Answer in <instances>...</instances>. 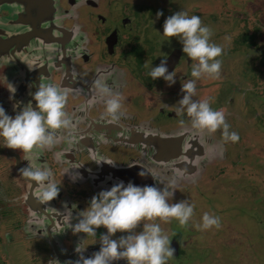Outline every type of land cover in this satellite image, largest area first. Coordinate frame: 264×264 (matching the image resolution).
<instances>
[{
    "label": "flooded vegetation",
    "instance_id": "obj_1",
    "mask_svg": "<svg viewBox=\"0 0 264 264\" xmlns=\"http://www.w3.org/2000/svg\"><path fill=\"white\" fill-rule=\"evenodd\" d=\"M51 1L57 7V14L30 16L26 18L29 23L22 25L18 21L14 23L18 18L7 8H0V106L13 115V103L31 100V92L36 90L39 80L54 84L66 92L64 110L75 125L74 140L67 143V130L58 129L57 140L51 147L33 150L39 154L34 163L49 169V181L59 188L57 196L44 204L35 195L40 191L41 183L23 177L17 171L27 164L22 160L25 154L19 149L0 146V263L19 264L21 260L25 264L26 260L27 264H68L78 258L73 249L81 238L83 255L91 256L99 248L100 233L106 229L103 226L97 228L95 237L73 234L67 228V222L75 223L90 197L118 180L157 188L168 187V181L173 180V196L168 198L169 203L185 199L189 203L196 196L203 199L197 207L193 205L192 216L183 227L175 219L163 222L156 218L154 221L168 234L174 249V257L166 264L233 263L229 258H226L229 262L223 258L226 250L222 248L238 243L233 237L228 239L227 235L245 233L241 231L243 228L238 229L228 220L225 223L221 211L223 201L219 198L225 192L234 191H218L212 183L228 162L232 167L237 166L239 155L233 159L235 165L232 158H227L230 148L247 144L241 142L244 133L233 130V125L239 121L235 120V110L239 108L243 113V107L247 105L236 104L239 98L242 99L240 94L251 90L232 86L235 83L226 78L227 67L236 57L233 52L227 51L217 57L221 61L217 78L203 74L193 78L189 71L194 61L181 52L175 37L168 38L160 33L165 17L180 10L188 15H198L201 23L211 30L212 8L207 2L210 0L195 2L191 7L187 6L190 0H47ZM158 10L161 12L159 17L156 16ZM29 26L30 34L36 37L5 40L10 35L5 33L20 32ZM213 33L218 34L214 30ZM209 39L211 41V36ZM164 56L167 70L174 73L175 83L170 86L162 78L152 80L147 75L149 67L158 64ZM249 70L245 72L246 76L259 78V69L252 65ZM97 79L122 97L123 115L117 121H111L104 113L106 97L91 87ZM187 80L195 81L193 99L207 100L209 106L217 101L214 110L224 114L229 131L238 134L237 141L224 142L219 128L212 133L197 132L187 116L175 114L176 102L183 94L180 85ZM9 83L16 89L12 100L7 89ZM234 102V106H229ZM32 103L35 106V102ZM249 111L253 110L249 109L247 113ZM181 119L183 124L179 123ZM252 121L255 128L260 126H257L258 119L252 118ZM263 127L264 124L259 128L264 131ZM258 133L263 135L259 130ZM247 145L251 146L250 151L255 147L253 142ZM174 154L175 157L170 159ZM98 155L113 163L97 165L91 160ZM216 158L222 162L215 163ZM142 166L154 173L159 182L146 170L143 177L139 176L137 173ZM77 173L79 178L73 182L70 177ZM230 175L225 178L226 182L221 179L218 183H228V178L229 181L234 178ZM205 191L216 195L208 200ZM204 212L224 215L222 222L219 218V228L198 230L192 226L200 223ZM119 235L121 233L117 232L113 238ZM210 241L215 244V250L211 249ZM9 246L14 253L9 252ZM255 249L251 259L247 254H241L246 264H259L260 251ZM21 252L28 257L25 255L22 259ZM113 264H125V261H114ZM238 264H244V260Z\"/></svg>",
    "mask_w": 264,
    "mask_h": 264
},
{
    "label": "clouds",
    "instance_id": "obj_2",
    "mask_svg": "<svg viewBox=\"0 0 264 264\" xmlns=\"http://www.w3.org/2000/svg\"><path fill=\"white\" fill-rule=\"evenodd\" d=\"M160 15L161 12L158 10L156 16ZM160 33L168 38L175 37L181 45V52L194 61L189 71L191 77L200 78L203 74L215 79L219 76L221 61L217 57L221 55L222 48L210 41L211 30L201 23L198 15H188L183 10L173 12L165 17ZM26 64L28 65L27 62ZM28 67L32 68L29 65ZM147 75L152 80L162 78L169 86L175 83L173 71L167 70L166 56L155 66H150ZM91 87L100 96L106 97L104 113L111 121H117L123 115L120 94L113 93L99 79L94 80ZM35 88L36 90L31 92V100L27 103L18 100L13 103V115L7 114L4 107L0 106V146L19 149L25 154L22 160L27 161V164L17 171L25 178L41 183L40 191L35 195L36 199L44 204L57 196L59 188L49 181L50 170L34 163L39 154L33 150L51 147L57 140L58 129L67 130L65 140L71 144L74 140L75 125L64 110L66 103L64 90L40 80ZM7 89L9 99L12 100L16 89L11 83ZM195 91L194 80L181 83L180 92L183 94L176 102L178 106L174 109L175 114L180 116L183 113L187 116L191 127L197 132L206 130L212 133L219 128L224 142L237 141L238 134L229 131L224 114L220 110L212 109L207 100L193 99ZM32 101L35 102V106ZM183 122V119L179 121L181 124ZM91 161L97 165L101 162L113 163L99 155ZM145 170L158 181L155 174L143 166L137 174L143 177L146 174ZM78 178L79 173L70 177L73 182ZM46 181L48 182L44 183ZM174 183L173 180H169L168 187L157 188L149 184L137 185L131 180L127 183L118 180L109 188L93 194L87 206L79 212L76 222H67V228H70L73 234L84 233L93 237L97 235L96 229L101 226L106 231L100 233L99 248L93 251L91 256L83 255L81 238L73 249L78 258L68 261V264H113L119 260H124L125 264H166L167 260L174 257V249L170 246L168 234L154 221L156 218L163 222L175 219L183 227L193 213V205L186 199L175 203L168 202V198L173 196ZM192 226L198 230L219 228V217L204 212L200 217V223H193ZM117 232L121 235L113 238Z\"/></svg>",
    "mask_w": 264,
    "mask_h": 264
},
{
    "label": "rangeland",
    "instance_id": "obj_3",
    "mask_svg": "<svg viewBox=\"0 0 264 264\" xmlns=\"http://www.w3.org/2000/svg\"><path fill=\"white\" fill-rule=\"evenodd\" d=\"M198 1L201 0H190L187 6L191 7ZM207 2L210 3L212 8V19L210 22L211 42L221 46V54L231 51L236 55L232 64H229V67H227L228 74L226 78L231 80V83H235H232V86L241 89L249 88L251 90L247 93H241L240 96L242 99L239 98L236 102V104L240 106H242L243 103H247V105L243 107V113L240 112L239 108L235 110V120L239 121H235L233 130L238 129L242 133L247 132L241 139L244 141L241 142L247 144L253 142L255 145L254 149L251 151V146L247 144L230 148L227 158H232L233 160L234 157L239 155L237 166L232 167V164L228 162L227 167H224L222 171L218 172V178L212 183V186L218 191H234L225 192L224 195L219 198L221 202L223 201L221 211L225 215V223L226 220H228L238 229L243 228L244 230L242 229L241 231L245 233V235L241 233H235V236L227 235L228 239L233 237L238 245L222 248L226 250V254H224L223 251V258L228 262L229 260L226 258L232 260L233 263L230 264H238L241 260H244V264H246L245 257L241 256V254H247L251 259L255 247L257 252L260 251L259 264H262V262H264V131L256 127L263 135L258 133L252 118L264 121V75L262 74L259 78H251L250 74L246 76L245 72L250 71L249 67L252 65L255 69L257 68L262 71V73L264 72V18L262 17L264 12H261V9H264V1L210 0ZM258 26H262L261 28L263 31L260 33L258 32L261 29H259ZM213 30L218 34H214ZM247 36H251L254 40L250 50H248L246 46H241V43H238V40ZM230 67L233 69L230 70ZM246 68H248V70H246ZM227 92H229V90H227ZM253 92L256 93L254 94ZM247 94H250V96H247ZM196 95L198 96L197 93ZM234 104L235 102L229 106H234ZM210 107L212 109L216 108L217 101H214ZM249 109H252L254 112L249 111L247 113ZM230 111H232V113L234 112L233 107L230 108ZM229 123L230 125L233 124L231 120ZM261 150L263 154H261ZM249 151L250 154H247ZM214 162L220 164L222 161L216 158ZM235 164L236 160H233V165ZM229 175L235 179L233 184L231 182L233 179L231 178V181H229L228 178V183H218L221 179L225 181V178ZM206 176L207 175H205L202 180H204ZM241 176L242 178L240 180ZM216 183L218 185H216ZM232 186H235V188ZM204 194L207 196L206 198H208V200H212L216 195L213 196L210 191H205ZM232 197L234 198L230 199ZM199 201H203V199L196 196L190 199L189 203L192 205L195 204L197 207ZM201 210H203V208H201ZM224 215L218 214L219 218H221V222L224 219ZM246 230L248 232H246ZM224 231L226 232L227 230L225 229ZM243 237H245L244 243ZM210 244L211 249L215 250L213 249L215 244L212 241H210ZM9 252L14 253V249H12L11 246H9ZM21 254H23L22 259L25 255L28 257L26 253L21 252ZM20 261L19 264H22V261L21 263ZM27 263L28 261L25 260V264Z\"/></svg>",
    "mask_w": 264,
    "mask_h": 264
},
{
    "label": "water",
    "instance_id": "obj_4",
    "mask_svg": "<svg viewBox=\"0 0 264 264\" xmlns=\"http://www.w3.org/2000/svg\"><path fill=\"white\" fill-rule=\"evenodd\" d=\"M5 7L11 12L12 15H16L17 20L14 19V23L18 21L17 23L22 25L24 22H28L26 19L27 17L38 15V14H52L55 13L57 14V7L54 3V1L47 2V0H0V8ZM26 19V20H24ZM37 23V22H36ZM30 26L28 29H23L20 30V32H14L11 31V33H5V34H10L5 38H11V39H23V38H34L36 36H32L29 32ZM16 33V37L15 34ZM39 38H43V36H38ZM9 41V40H8ZM169 152V151H166ZM214 155V154H213ZM188 156V154H187ZM175 154L172 155L171 158H174ZM214 157V156H213ZM192 158V157H191ZM184 165V164H183ZM197 167V166H196Z\"/></svg>",
    "mask_w": 264,
    "mask_h": 264
},
{
    "label": "trees",
    "instance_id": "obj_5",
    "mask_svg": "<svg viewBox=\"0 0 264 264\" xmlns=\"http://www.w3.org/2000/svg\"><path fill=\"white\" fill-rule=\"evenodd\" d=\"M264 1V0H263ZM261 12H264V9H261ZM262 17L264 18V15H262ZM262 27V26H261ZM261 27H259L258 26V28L259 29H261L258 33H260V32H262L263 30H262V28ZM250 40H249V39ZM238 43H241L242 45L241 46H243V47H247V49L248 50H250L251 49V46L253 45V43H254V40L252 39V37L250 36H247V37H244L243 39H241V40H238ZM258 74H260L259 75V77H261L262 76V74L264 75V72L262 73V71H260V73L258 72ZM263 124H264V121L263 120H261V119H258V121H257V126H263ZM259 126V127H260ZM264 128V127H263ZM261 129V128H260ZM262 130V129H261ZM244 134H247V132L246 133H244Z\"/></svg>",
    "mask_w": 264,
    "mask_h": 264
}]
</instances>
